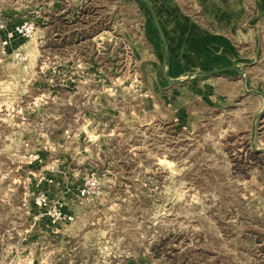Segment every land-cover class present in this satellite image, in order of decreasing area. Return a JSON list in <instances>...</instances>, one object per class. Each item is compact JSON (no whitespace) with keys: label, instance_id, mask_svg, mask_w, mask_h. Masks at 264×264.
<instances>
[{"label":"rangeland","instance_id":"rangeland-1","mask_svg":"<svg viewBox=\"0 0 264 264\" xmlns=\"http://www.w3.org/2000/svg\"><path fill=\"white\" fill-rule=\"evenodd\" d=\"M146 9L0 0V264H264V92L221 86L225 104L169 121L148 92L159 59L138 55ZM30 20L8 45L27 59L3 55ZM71 95L80 112L63 117Z\"/></svg>","mask_w":264,"mask_h":264},{"label":"crops","instance_id":"crops-1","mask_svg":"<svg viewBox=\"0 0 264 264\" xmlns=\"http://www.w3.org/2000/svg\"><path fill=\"white\" fill-rule=\"evenodd\" d=\"M140 2L148 17L138 55L160 61L149 62L148 92L150 102L167 110L169 121L185 125L189 114L205 110L206 104H225L229 97L222 95V87L264 92V0ZM53 13L46 22L52 29L60 26ZM71 98L62 107L63 117L80 112L77 98Z\"/></svg>","mask_w":264,"mask_h":264},{"label":"built area","instance_id":"built-area-1","mask_svg":"<svg viewBox=\"0 0 264 264\" xmlns=\"http://www.w3.org/2000/svg\"><path fill=\"white\" fill-rule=\"evenodd\" d=\"M1 28H5V25L1 24ZM36 31V22L33 20L25 21L22 24L16 25L13 29L7 30L4 35V40L2 41V54L3 55H13L14 59H17L20 62H23L27 59L26 56H24L21 52L16 53H9L8 51V45L9 41H11L12 37L15 34H20L24 37H32ZM102 193L101 189V183L95 173H92L88 179L86 180L82 194L86 197V199H89L90 197H99ZM39 202L47 204V198L44 195H40ZM52 216L56 221H73L74 216L71 214H68L64 212L61 208L54 206L51 208Z\"/></svg>","mask_w":264,"mask_h":264},{"label":"water","instance_id":"water-1","mask_svg":"<svg viewBox=\"0 0 264 264\" xmlns=\"http://www.w3.org/2000/svg\"><path fill=\"white\" fill-rule=\"evenodd\" d=\"M128 121H130V120H128ZM255 133V125H253V134Z\"/></svg>","mask_w":264,"mask_h":264}]
</instances>
